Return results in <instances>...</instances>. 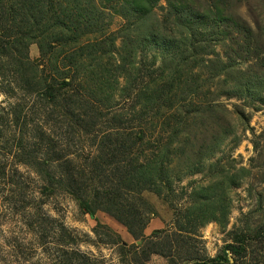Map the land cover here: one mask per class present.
<instances>
[{
  "label": "rangeland",
  "instance_id": "374dc122",
  "mask_svg": "<svg viewBox=\"0 0 264 264\" xmlns=\"http://www.w3.org/2000/svg\"><path fill=\"white\" fill-rule=\"evenodd\" d=\"M186 1L207 15L204 40L189 36L186 24L176 25L166 0H158L141 20L120 15L119 4L94 0L108 26L111 56L121 57L126 69L134 64L142 74L141 79L134 77L136 70L125 74L118 88L133 84L150 91L161 82L154 93L170 84V93L176 94L170 108L159 109V117L150 111L139 121L129 120L138 106L132 111L126 102L119 103V112L132 124L182 129L169 158L170 195L141 193L153 211L143 233L172 227L174 213L191 203L194 194L218 198L222 192L224 218L205 221L198 229L204 252L213 256L243 235L248 264H264V0ZM148 28L175 41L138 44L137 36ZM28 57L38 59L34 43L28 45ZM54 64L47 58L45 71L54 74ZM15 100L0 85V264H79L76 253L96 264L129 262L110 243L114 235L105 227H97L99 235L92 230L98 221L122 241L134 242L124 226L100 210L93 218L82 213L67 195L40 193L39 178L16 163V136L3 114ZM145 264L166 261L152 254Z\"/></svg>",
  "mask_w": 264,
  "mask_h": 264
},
{
  "label": "trees",
  "instance_id": "16d2710c",
  "mask_svg": "<svg viewBox=\"0 0 264 264\" xmlns=\"http://www.w3.org/2000/svg\"><path fill=\"white\" fill-rule=\"evenodd\" d=\"M104 1L119 4L120 15L137 20L148 16L158 2ZM176 1L166 0L168 15L176 25L186 24L189 36L204 40L206 13L186 0ZM107 27L94 0H0V85L16 99L3 111L6 127L16 136V163L39 178L40 193L67 195L82 213L93 218L100 210L124 226L134 242L122 241L98 221L92 230L99 235L97 227H105L113 234L110 243L120 256L128 257L126 264H145L152 254L166 264H248L243 235L213 256L204 252L199 239L203 222L224 218L222 192L218 198L194 194L191 203L176 210L172 227L144 235L153 211L141 193L150 191L166 199L170 195L169 158L176 152L182 129L132 124L119 112V103L126 102L132 111L138 106L129 120L139 121L150 111L152 117H159V109L170 108L176 94L170 93V84L154 93L161 82L150 91H140L133 84L118 88L125 74L136 70L134 77L139 79L142 74L129 64L131 55L129 69L121 65V57L111 56ZM152 31L146 29L136 42L146 46L175 41ZM87 36L92 40L83 39ZM32 43L38 49L36 60L28 57ZM49 57L55 63L54 74L44 69ZM75 256L79 264H96L84 253Z\"/></svg>",
  "mask_w": 264,
  "mask_h": 264
}]
</instances>
